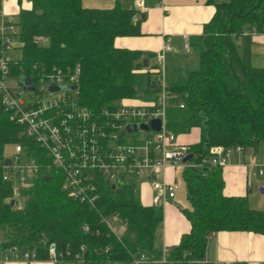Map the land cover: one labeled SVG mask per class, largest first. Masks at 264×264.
<instances>
[{
  "label": "trees",
  "instance_id": "obj_1",
  "mask_svg": "<svg viewBox=\"0 0 264 264\" xmlns=\"http://www.w3.org/2000/svg\"><path fill=\"white\" fill-rule=\"evenodd\" d=\"M27 1L28 5L19 6L14 20L21 53L17 61H9L10 75L29 76L35 85L49 81L52 74L67 76L77 66L74 98L91 110L111 108L154 89L152 71L141 63L146 54L114 45L116 36L141 33L140 11L122 7L118 0L102 8L84 7L80 0ZM207 1L214 5V12L201 32L188 39L197 64L186 69L174 64L165 75L167 90L176 94L166 108V126L175 134L198 129L196 142H185L194 153L193 161L212 144L264 148V65L242 64L234 59L233 42L234 57L226 42L229 36L251 28L264 32V0ZM33 35L46 36L47 42L35 44ZM7 142L27 145L42 166L31 183L20 189V207L7 201L11 185L0 176L2 248L12 246L19 253L26 246L25 251H33L36 259H47L48 244L53 243L58 259L66 264H126L136 252L149 259L160 257L162 206L143 204L135 182L96 181L98 195L92 208L65 195L60 175L44 169L43 150L1 107L0 163ZM180 174L188 201L180 210L190 226L167 248L166 260L159 264H200L208 236L218 230L264 235V209L250 207L244 195L223 194L221 167L188 165ZM111 213L125 223L118 237L101 220Z\"/></svg>",
  "mask_w": 264,
  "mask_h": 264
},
{
  "label": "built area",
  "instance_id": "obj_2",
  "mask_svg": "<svg viewBox=\"0 0 264 264\" xmlns=\"http://www.w3.org/2000/svg\"><path fill=\"white\" fill-rule=\"evenodd\" d=\"M3 2L4 0H0L1 107L7 111L10 119L21 125L23 133L43 150L47 158L44 169H52L60 175V188L71 199L94 208L98 195L95 191L96 181L102 180L105 184L133 181L138 184L139 177L151 182L152 188L158 193V200L172 197L177 183L166 181L162 177L167 165L180 169L188 165L222 167L233 154L251 149L239 143L231 146L212 144L203 155L193 161L194 153L189 150L188 144L179 141L177 134L166 126V108L171 97L176 96L175 93L171 94L167 90L165 80L163 56L164 51L170 48L167 41L162 43L157 54L160 65L155 71L158 74L157 79L154 80L155 94L150 97H140L141 99L136 103L121 100L111 108L91 110L74 98L76 88L54 93L46 91L50 83H75L79 70L77 66L67 76L59 73L49 75V81L35 84L33 91L26 90L27 98H24L22 90L7 83L9 77L16 78L9 73L10 58L7 51L19 44V40L16 37L17 26L13 15H7L1 9ZM32 42L41 45L47 42V37L33 35ZM175 103L179 107L183 106L181 101L175 100ZM153 117L160 119L158 130H148L146 135L140 136L133 134L141 129L123 131L117 137L120 128L125 125L145 122ZM126 134L132 136H125ZM189 152L191 157L182 160ZM21 154H23L22 158ZM262 155L263 158L252 163L257 166L259 174L263 172L264 167V148ZM12 157H9V164L1 161L0 176L11 185L7 201L13 200L12 204L20 207L17 198L20 189L31 183L41 164L38 158L31 154L27 145L20 143L14 144ZM101 220L117 237L125 229V223L117 213L101 216ZM82 227L87 229V225ZM80 248L82 249V246ZM166 251V248H162L161 255L157 259H149L145 253L139 252L137 256L133 255L129 263L164 262ZM21 254L26 261L36 260L33 251L23 250ZM17 255V249L12 246L0 247V257L2 256L4 260L9 256L17 257ZM47 259L55 264H66L58 259L53 243L48 244ZM76 259L81 261L79 255Z\"/></svg>",
  "mask_w": 264,
  "mask_h": 264
},
{
  "label": "crops",
  "instance_id": "obj_3",
  "mask_svg": "<svg viewBox=\"0 0 264 264\" xmlns=\"http://www.w3.org/2000/svg\"><path fill=\"white\" fill-rule=\"evenodd\" d=\"M113 2L114 0H80L81 5L84 7L98 8L109 7ZM119 3L122 7L134 8L142 13L143 16L140 22L141 33L133 36H116L114 38V45L142 51L146 54L143 55L147 57V67L152 72H155L158 66H153L149 59L154 58L159 62L157 54L164 41H167L170 45V48L164 51V67H167V62L173 65V60L179 57L171 56L172 49L175 47L174 45L183 44L187 53H183L181 56H183L184 60L189 58L188 54L191 52L188 46L189 37L199 34L202 24L208 21L214 12V5L207 0H120ZM26 4L28 5L27 0H20L19 3L17 0H4L1 9L7 15L14 16L19 6ZM252 30H254L253 34H251ZM244 34L256 36V38L259 37L264 42V32H257L254 28H251L244 30L239 35ZM236 37L238 39V36ZM229 39L233 47L232 40L231 38ZM238 43L239 41L237 40ZM234 50L236 60L240 61V58L237 56V48L235 47ZM165 57H169L166 65L164 63ZM247 64H251L250 61ZM177 138L179 141H182L180 134H177ZM262 154L263 148L258 150L246 149L241 153L233 154L229 158L228 162L221 167L223 194L244 195L248 205H252L250 207L264 209V194L256 196L252 191L253 185L258 187L259 191L264 190V183L261 176H259L264 173V168L263 172L259 174L257 166L252 164L254 160L261 159ZM174 169L167 165L163 170L162 177L166 181H174ZM147 180L140 181L137 184L139 198L143 204H161L162 222L158 238L161 249H167L177 243L180 235L189 229V221L180 210L181 207H185V204L181 206L174 203L179 188L178 183L172 197L158 200L156 196L155 200L151 202L150 189L147 186L149 180ZM236 260H243L246 264H264V235L252 231L218 230L208 236L200 264H232ZM28 261L30 262L25 263V261L20 260L18 257L15 260H4L2 264H55L49 259ZM187 264H193V262L189 261Z\"/></svg>",
  "mask_w": 264,
  "mask_h": 264
},
{
  "label": "rangeland",
  "instance_id": "obj_4",
  "mask_svg": "<svg viewBox=\"0 0 264 264\" xmlns=\"http://www.w3.org/2000/svg\"><path fill=\"white\" fill-rule=\"evenodd\" d=\"M119 2H120V0H119ZM13 18H14V20H16L17 13H15ZM253 33H254V30L251 31V34H253ZM230 38H231L233 44L235 45V47L238 50L237 56H238V58H240V61H241L242 64H247L250 61V63L254 64L255 66L264 65V42L262 40H260L259 37L256 38V36L244 34V35H238V39H236L237 37H235V36H230ZM237 40L239 41L238 44H237ZM226 42H227V45L229 47V50H230L231 54L234 57V53H233L234 50L232 51L230 49L229 40L227 39ZM174 46L175 47L172 49V55L171 56H179V57L173 60L174 61L173 65L176 64V63L179 64V65H184L183 69H186V68H192L193 66H195V64H197V57H196V53L195 52H190V54H188L189 58H186L185 61H184V58L181 55L183 53L185 54L187 52H186V49L184 48L183 44L174 45ZM20 53L21 52H20V49L18 48V44H16L14 48L9 49L7 51V54H8V56H9V58H10L12 63L19 59ZM176 54H180V55H176ZM168 58L169 57H165L164 58L165 65H166V61H167ZM234 59H236V58L234 57ZM149 60H150L151 64H153V66H159L160 65L159 62H157L154 58H150ZM234 63H236V60H235ZM173 65H170L167 62V65H166L167 67H164V71H165V75L166 76L168 74V71L169 72L171 71V68H172ZM166 68H167V70H166ZM157 76H158V74L155 73V72L150 73V77L153 80H156ZM7 83L12 85L16 89H19V85L16 82V78L9 77L8 80H7ZM26 92H27L26 90H22V95H23L24 98H27ZM154 94H155V90L152 89V90L148 91L144 96H141L142 94H139V96L141 98H145V97L153 96ZM140 97H137V98L131 99V100L130 99L129 100H125V102H129V103L133 104V103L138 102L141 99ZM0 108H1V104H0ZM136 134L138 136L146 135L147 132L138 130L133 135H136ZM179 134H180V139L182 141H185V142H188V143H195L196 140L199 138L198 129L196 127L191 128L187 132H183V133H179ZM125 136L131 137L132 135L126 134ZM13 152H14V143L13 142L5 143L4 146H3V156L4 157L13 158L12 157ZM20 156L22 158L23 154H21ZM262 158H263V155H262ZM173 168H175L174 169V176H175L174 182L178 183V185H179V188L177 190V197L174 199V203H176L178 205H181V206H183L185 204V206H186V205H188V201H187L186 195H185V187H184L183 179H182L181 174H180V168L179 167H173ZM259 176H261L262 182L264 183V173H262ZM143 179H144L143 177H139V182L140 181H144ZM148 182L149 183H148L147 186L150 189V200H151V202H153V200H155V198L158 195V193L156 192L155 189L151 188L152 187V186H150L151 182L150 181H148ZM252 191L255 193L256 196H260V195L264 194V190L263 191H259V188L254 186V185L252 186ZM18 198L22 200L23 196L21 194H18ZM250 206H252V205H250ZM111 222H112V220H111ZM2 239H4V236H1V234H0V242L2 241ZM5 248H8V247H5ZM18 257H19L20 260L25 261V263L30 262V261H26V260L23 259V256H22L21 252L18 253L17 257L9 256L7 258V260H13V259L15 260ZM2 258L3 257L1 256L0 257V264H2L4 262V259H2ZM102 264H123V263L116 261V262H104ZM140 264H143V263H140ZM151 264H156V263H151Z\"/></svg>",
  "mask_w": 264,
  "mask_h": 264
},
{
  "label": "water",
  "instance_id": "obj_5",
  "mask_svg": "<svg viewBox=\"0 0 264 264\" xmlns=\"http://www.w3.org/2000/svg\"><path fill=\"white\" fill-rule=\"evenodd\" d=\"M142 14L140 15V17ZM141 63L143 67H147V57L142 56L141 57ZM16 82L19 84V89L20 90H34V84L32 82V79L29 76L26 75H20L19 77H16ZM76 88L75 83H50L47 85L46 91L48 93H54V92H59V91H65V90H74ZM160 127V119L157 117H153L148 119L145 122H139L138 124L131 123L129 125H125L124 127L120 128L119 133L117 134V137L123 132V131H134L136 129H141L144 131H156ZM191 157V153H187L182 160H187ZM3 163L4 164H9L10 159L9 157H4L3 158ZM13 200H10L9 203L12 204ZM27 247L26 246H21L20 247V252H23ZM139 252H136L134 256H137ZM126 264H131V263H126Z\"/></svg>",
  "mask_w": 264,
  "mask_h": 264
}]
</instances>
